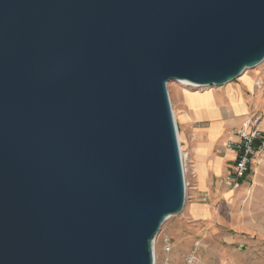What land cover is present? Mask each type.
<instances>
[{"label":"water","instance_id":"water-1","mask_svg":"<svg viewBox=\"0 0 264 264\" xmlns=\"http://www.w3.org/2000/svg\"><path fill=\"white\" fill-rule=\"evenodd\" d=\"M264 62V0H0V264H155L186 205L170 82Z\"/></svg>","mask_w":264,"mask_h":264},{"label":"rangeland","instance_id":"rangeland-1","mask_svg":"<svg viewBox=\"0 0 264 264\" xmlns=\"http://www.w3.org/2000/svg\"><path fill=\"white\" fill-rule=\"evenodd\" d=\"M247 78L253 83L255 92H249L244 86L243 80ZM206 88L175 81L168 84L172 110L178 125V134L181 137L180 147H183L187 156V196L183 213L166 221L156 239V264H186L185 258L192 254L195 255L198 264H264V158L255 164L244 180L238 181L240 188L236 189L235 193L234 189L232 190V202L225 206L217 200L216 220L190 223L183 219L189 204L194 201L191 195L195 189L193 154L197 151L208 152L216 144L215 153L223 148L226 149L227 141L221 142L223 135L227 137L236 130L233 128L225 130L224 116L220 113L208 118L207 114H203V109L191 107L187 101L186 89L194 96L205 94L209 90L217 96H223L224 92L230 89L229 93L244 96L247 102L246 108L235 117H240L243 123L248 116L259 115L264 121V62L254 69L247 70L246 75L244 73L240 78L223 87ZM182 116L195 117L198 121L186 124L182 121ZM230 117L226 121H231ZM204 118L208 120H202ZM196 129L203 130L194 132ZM199 132L206 133L207 142L204 146L200 144L197 148L200 142L194 138L193 134ZM222 184H225L223 179L217 178L213 188L214 192L216 191L215 196ZM205 201L204 198L202 202ZM169 227H173V233L170 236L165 233ZM196 239L199 241H195ZM162 255H164L163 260ZM177 255L179 260L178 258L176 260Z\"/></svg>","mask_w":264,"mask_h":264},{"label":"crops","instance_id":"crops-1","mask_svg":"<svg viewBox=\"0 0 264 264\" xmlns=\"http://www.w3.org/2000/svg\"><path fill=\"white\" fill-rule=\"evenodd\" d=\"M244 89V87H242ZM237 88V89H242ZM242 89V90H243ZM224 97H222L221 100ZM225 101V100H224ZM224 101H220L219 104L223 107L226 104H223ZM250 110V108H249ZM232 115V117H230ZM232 119L231 121H226L227 118ZM202 120H208L206 118ZM182 121L186 124L196 123L198 120L195 119V117H186L182 116ZM242 126V119L239 117H235V115L232 112L224 114V128L225 130H228V128L236 129L235 131H238ZM263 129H264V123H263ZM203 130V129H196L194 130ZM205 130V129H204ZM234 131V132H235ZM230 133L229 136L223 135L222 140L223 141H229L233 136V133ZM194 138L200 142L197 144V148L201 144V146H204L206 144V133H197L193 134ZM226 142V144H227ZM217 144L214 146V148L208 152H202L197 151L193 154V173L195 175L194 180V192L191 193L192 199L194 200L189 204V207L186 209L183 219H185L187 222L190 223H196V222H210L217 219L218 213L216 209L217 200L221 201L225 206H227L232 197V190L234 189V193L237 191L236 189L240 188V184L235 183L233 173H234V166H235V159H236V153L232 150H227L223 148L222 150H219L218 153H215ZM264 158V155L261 158H257L255 160V164L261 162V160ZM254 164V166H255ZM222 178L224 185L219 186L218 194L215 196V192L213 190L216 179ZM206 199L205 202H202L203 199ZM232 202V201H231ZM174 227V226H173ZM173 227H169V229L166 230V235L170 236L173 233ZM199 241V240H195ZM162 260L164 259V255L161 256ZM179 260L178 255L176 256V260Z\"/></svg>","mask_w":264,"mask_h":264},{"label":"built area","instance_id":"built-area-1","mask_svg":"<svg viewBox=\"0 0 264 264\" xmlns=\"http://www.w3.org/2000/svg\"><path fill=\"white\" fill-rule=\"evenodd\" d=\"M263 123V117L259 115L248 116L241 128L233 133L234 137L226 144L227 150L236 153L233 169L235 183L244 180L251 173L255 160L264 155ZM185 262L186 264H198L194 254L187 256Z\"/></svg>","mask_w":264,"mask_h":264},{"label":"bare ground","instance_id":"bare-ground-1","mask_svg":"<svg viewBox=\"0 0 264 264\" xmlns=\"http://www.w3.org/2000/svg\"><path fill=\"white\" fill-rule=\"evenodd\" d=\"M246 71L244 72L245 75H246ZM243 82H244V86L249 90V92L250 91L255 92V90L253 88L254 85L250 81L249 78H247L246 80H243ZM183 83L187 84L188 82H183ZM229 90H226L224 92L223 96L225 97V99L224 98L223 99L225 101L221 100L223 96L215 95L212 90H209L205 94L198 95V96L192 95L187 89H186L185 93H186V96H187L188 104L191 107L196 106V107H198L200 109H203V111H204L203 114H207L208 118H209V116H211V117L217 116L219 113L224 116V114L226 115V113H229V112H232L234 115H239V113H241L246 108L247 102L245 101L244 96H237L234 93H229ZM240 91L241 90H239V92ZM257 100H259L258 97H257ZM220 101H224L223 104H226V105L222 107L219 104ZM215 119H217V118H215ZM218 124H219V122H218ZM178 133H179V130H178ZM178 138H179V142H181V137L179 136V134H178ZM180 149H181L182 164H183V169H184L185 188H186V196H187V178H186L187 156L185 155L182 146L180 147ZM154 251H155V244H154Z\"/></svg>","mask_w":264,"mask_h":264}]
</instances>
